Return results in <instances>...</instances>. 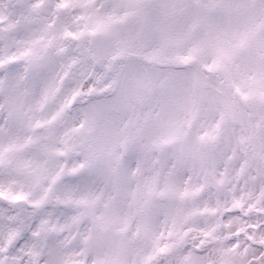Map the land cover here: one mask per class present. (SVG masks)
I'll return each instance as SVG.
<instances>
[{"label":"snow or ice","instance_id":"1","mask_svg":"<svg viewBox=\"0 0 264 264\" xmlns=\"http://www.w3.org/2000/svg\"><path fill=\"white\" fill-rule=\"evenodd\" d=\"M0 264H264V0H0Z\"/></svg>","mask_w":264,"mask_h":264}]
</instances>
